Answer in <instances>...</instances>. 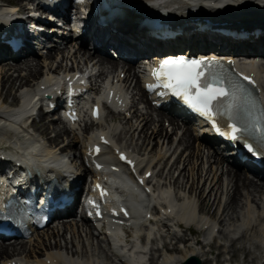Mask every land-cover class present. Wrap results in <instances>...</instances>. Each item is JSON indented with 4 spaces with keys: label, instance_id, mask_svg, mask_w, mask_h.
<instances>
[{
    "label": "bare ground",
    "instance_id": "bare-ground-1",
    "mask_svg": "<svg viewBox=\"0 0 264 264\" xmlns=\"http://www.w3.org/2000/svg\"><path fill=\"white\" fill-rule=\"evenodd\" d=\"M142 1L124 2L142 8V13L158 14L163 11L160 10L163 7L154 8ZM171 2L176 8L166 13L173 16L172 27L183 31L174 41L160 43L153 40L146 45L141 43V47L137 41L125 40L123 37L128 36H133L134 40L146 39L151 33L140 28L143 17L139 18L122 9V21H116L112 28H94L89 37L78 42L79 46H76V41H66L62 45L53 42L52 47L47 50L42 48L33 54L22 50L11 61H0L1 156H19L21 160L30 161L33 165L29 166L37 168L41 174L46 172L45 169H50L60 178L64 175L71 176L78 160L84 164L98 161L102 169L113 166L124 172L126 168L120 160L121 156H127L135 162V170L146 181V187L152 190L151 195H147L146 199L142 198L139 190L134 189L123 173L119 172L114 186L105 187L107 199L111 203L105 207L106 213H113L118 202H123L131 212V221L125 222L127 227L123 230L125 234H129L131 245L128 250L123 247V238L118 228L111 222L98 230L89 217L73 216V209H68L60 217L62 219L66 215L67 220H61L53 229L50 228L51 232L56 230L55 234H47V229L45 233L43 230V234L41 232L31 237L28 242L16 241L8 247L0 243V264H181L191 256L205 264L209 262L207 255L211 254L210 249L215 248L216 238L228 242V251L231 250L229 242L233 239L241 242L247 239L246 244L256 251L260 246L263 249L264 243L253 239L264 237V171L255 168L258 177L255 180L239 170L244 164H237L235 161L236 165L232 166L228 163L231 161L222 158L218 152L204 155L202 142L206 140H201L197 132L189 127L178 126L175 110H171L173 115L162 112L153 114L155 109L151 107L142 84L139 85V74H144V65L137 66V69H141L137 72L132 63L125 61L126 55L118 61L112 60L106 54L104 48L107 41L101 39V34L109 35L108 41L112 49L130 52L133 58H155L163 51L177 48L199 57L228 62L244 76L252 77L264 101V0ZM8 4L14 5L13 11L17 14L21 11H34L33 0H0L1 25L9 26L3 22L2 14ZM64 12L68 17L70 10L65 9ZM198 23L207 25L206 30L210 31L223 28L246 32L249 39L237 41L218 34H213L212 37L206 32L197 34ZM51 29L53 32L54 28ZM255 29L261 31L257 38L251 36ZM24 38L29 39L27 33ZM95 41L100 43V52L92 45ZM223 45L227 48L223 52L204 49L213 47L219 50ZM168 56L171 55H162L160 59ZM40 57L42 61L38 59ZM57 69H63L64 72L81 69L92 75L90 82L93 86L101 88L100 98L96 102L97 105H106L102 104L103 113L100 117L88 123L91 110H87L85 105L82 107L84 130L96 125V130H91L89 136L81 134V122L68 126L46 113L38 114L37 121L29 120L35 111L36 96H50L57 88L58 81L51 76ZM65 80L70 83L78 82V78L73 75L65 76ZM16 102V107H12ZM140 105L144 106L141 108ZM104 109L107 110L105 114ZM42 117L47 122L40 123ZM164 121L168 122L166 129ZM120 122L124 124L120 126ZM150 126H153L151 130ZM179 130L181 135L169 154ZM48 134L52 135L49 140L46 139ZM171 134L175 136L173 139H170ZM58 140L61 144L56 143ZM103 141H107L106 144ZM46 143L56 144L59 148L48 149L45 147ZM179 146H183V150L170 163ZM102 151L105 153L102 154ZM185 151L188 154L182 158ZM95 152L97 155L94 156ZM0 168H4L1 159ZM90 169L84 168V173L91 174ZM175 171L178 173L173 179L172 172ZM148 172H151V176L145 179ZM9 173L16 175L15 170ZM57 177L53 178L60 180ZM102 178L106 180V176ZM29 185L31 190L37 191L40 187L45 188L49 182L43 186L32 182ZM75 185L81 187V181H76ZM112 189H118V196L114 195ZM156 204L160 210L153 216L154 222L150 223L148 216H152V213L149 207ZM176 228H180V232H188V239L180 236ZM197 234L201 240L194 238ZM42 235L44 237L40 238ZM141 236H153L154 242L162 241L164 247H155L153 241L151 246H147L148 243L142 239L140 246L137 238L140 239ZM212 236L215 239L211 242ZM94 240L97 241L95 246L92 244ZM167 240L184 246L170 249L167 247ZM221 245L218 244L217 247L220 248ZM176 250L181 251V254L176 253L175 256ZM240 250L248 255L244 247ZM234 252L235 250L231 251L230 260L235 257ZM219 257L220 254L217 253L213 258L215 264ZM225 262H230L229 257Z\"/></svg>",
    "mask_w": 264,
    "mask_h": 264
},
{
    "label": "snow or ice",
    "instance_id": "snow-or-ice-1",
    "mask_svg": "<svg viewBox=\"0 0 264 264\" xmlns=\"http://www.w3.org/2000/svg\"><path fill=\"white\" fill-rule=\"evenodd\" d=\"M206 67L211 68V62L206 65L204 61L200 60L166 59L152 70V76L156 81V86L166 89L171 95L183 100L189 108L200 115L211 120L215 110L218 114L227 115L229 119L235 118V114L241 110L239 93L244 90L238 84L231 82L228 88L220 86L214 74L205 75L204 69ZM244 79L248 80L249 84L252 83L247 77ZM147 87L151 90L153 86ZM245 103L254 106L256 102L250 96H246ZM220 108H223L224 111L220 112ZM93 117L98 118V112L95 109L93 110ZM71 118H75L74 114ZM249 128L254 129L264 140V129L259 126L258 122L250 124L244 129L232 127L230 133L221 134L227 135L228 138L235 141L240 138L239 132L248 131ZM248 150L251 152L252 148L249 146ZM121 159L124 157L121 156Z\"/></svg>",
    "mask_w": 264,
    "mask_h": 264
},
{
    "label": "rangeland",
    "instance_id": "rangeland-1",
    "mask_svg": "<svg viewBox=\"0 0 264 264\" xmlns=\"http://www.w3.org/2000/svg\"><path fill=\"white\" fill-rule=\"evenodd\" d=\"M106 54H108V56H110V58H111V55H109V53H107V51H106ZM38 59H40L41 61L43 60L41 57L40 58H38ZM112 60H114V61H118V60H116V59H113V58H111ZM146 59V58H145ZM51 60V59H50ZM84 60V59H83ZM82 60V61H83ZM141 60H139V62H140ZM84 62V61H83ZM65 64H63V66H64ZM78 66H81V64H78ZM37 77V76H36ZM36 77H34V78H36ZM33 78V79H34ZM32 80V79H31ZM31 80H30V82H31ZM139 85L141 86V81L139 82ZM10 100H7V102H9ZM140 107V106H139ZM142 108V107H141ZM156 112L158 113L159 111H154V112H152L153 114H156ZM155 116V115H154ZM50 117H51V115H50ZM52 117H55V115H53ZM121 118H122V116H121ZM43 121V117H42V119L40 120V123ZM44 123L45 122H47V119H44V121H43ZM116 123H117V120H116ZM119 123V122H118ZM177 123H178V126H180L181 128H182V126H181V122H179V121H177ZM120 126H122L123 124H124V122H120ZM34 125H36V126H40V124H34ZM163 125H164V127H165V129L167 128V126H168V122L167 121H164L163 122ZM153 126H155L154 124H153ZM153 126H150V130H151V128L153 127ZM169 130H171V127H169L168 128ZM150 130H146L148 133L150 132ZM181 135V131L179 130L178 131V135H177V137H176V139H175V141H174V143L171 145V150H170V152H169V154L171 153V151L175 148V146H176V144H177V140H178V138H179V136ZM50 137H52V135L51 134H48L47 135V137H46V139L47 140H49L50 139ZM65 137V136H64ZM64 137L62 138V139H64ZM171 138L170 139H173L175 136L173 135V134H171V136H170ZM70 139V138H69ZM68 140V139H67ZM66 140V141H67ZM64 141V140H63ZM70 141H71V139H70ZM60 143L61 144V142L58 140V141H56V143ZM202 149H203V151H204V155H206L207 153H209L210 154V149H208V148H206V147H202ZM183 150V146H179L178 147V149H177V152H176V154L173 156V158L170 160V163H171V161H173L174 160V158L176 157V155H178L179 153H180V151H182ZM188 154V151H185V152H183L182 153V158H184L186 155ZM173 171V170H172ZM177 173L178 172H172V178L174 179V177H176L177 176ZM245 173V172H244ZM248 175V174H247ZM249 178H251L250 176H249ZM57 225V223L56 224H54L53 226H56ZM53 226H51V227H49V228H47L48 229V231L46 232L47 234H50L51 235V233H53V234H55V232H56V230H53V232H51V229L50 228H52ZM46 229V230H47ZM53 229V228H52ZM42 232V231H41ZM41 232L39 233V234H41ZM44 233H45V230H44ZM42 234H43V232H42ZM179 235H181V236H184L186 239H188V232L187 233H185V232H180L179 233ZM40 237V236H39ZM42 237H44V235H42L40 238H42ZM66 237L68 238L69 237V235L67 234L66 235ZM65 237V238H66ZM39 238V239H40ZM194 238H197V239H200L201 237H200V235L199 234H197V235H195L194 236ZM43 241H44V239H42ZM201 240V239H200ZM254 241H262L263 243H264V237H259V239L257 238V239H253ZM29 240H24V242H28ZM246 241H247V239L246 240H243V242H241V241H239V240H237V239H233L231 242H229V246L231 247V250L229 249V251H228V242H224V241H222V240H219V239H215V244H214V246H215V248H213V249H210L211 251V254H209L208 253V255H207V260L209 261H207L208 263H205V264H214V261H213V258H215L216 256H217V253L218 254H220V257H219V259H218V261H217V264H264V247H263V249H261V246H260V249L258 250V251H256L255 249H253V247L252 246H249L248 244H246ZM40 242H41V240H40ZM173 242H175V241H173ZM173 242H170L169 240H167V246L169 247V248H182L183 246H184V244H177L176 242H175V244L174 245H172V243ZM89 243H91V241L89 242ZM97 244V241H93L92 242V244L95 246L96 244ZM162 244V241L161 242H155V247L156 246H160ZM218 244H222L221 245V247L219 248V247H217V245ZM245 248V252H247L248 253V255H245L244 254V252L243 251H241L240 250V248ZM71 249H74V247H72ZM179 250V249H178ZM232 250H235V252H234V256L235 257H233L231 260H230V256H231V251ZM263 250V251H262ZM224 251V252H223ZM228 251V252H227ZM179 252H181V251H178L177 252V250H176V252L174 253V255L175 256H177V254L176 253H178L179 255L181 254V253H179ZM225 252H227V254L225 253ZM222 253V254H221ZM156 255L158 256L159 255V252H157L156 253ZM81 257V256H80ZM228 257H229V261L230 262H225V260L226 259H228Z\"/></svg>",
    "mask_w": 264,
    "mask_h": 264
},
{
    "label": "water",
    "instance_id": "water-1",
    "mask_svg": "<svg viewBox=\"0 0 264 264\" xmlns=\"http://www.w3.org/2000/svg\"><path fill=\"white\" fill-rule=\"evenodd\" d=\"M181 264H201V261L198 258L191 256V257H187V259L183 261Z\"/></svg>",
    "mask_w": 264,
    "mask_h": 264
}]
</instances>
